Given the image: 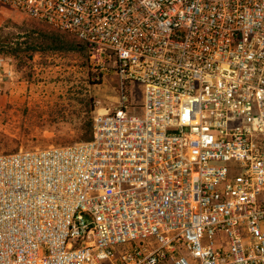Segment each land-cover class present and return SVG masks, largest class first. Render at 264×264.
Listing matches in <instances>:
<instances>
[{"label":"built area","instance_id":"obj_1","mask_svg":"<svg viewBox=\"0 0 264 264\" xmlns=\"http://www.w3.org/2000/svg\"><path fill=\"white\" fill-rule=\"evenodd\" d=\"M0 3L120 80L91 139L0 152V264H264V0Z\"/></svg>","mask_w":264,"mask_h":264},{"label":"rangeland","instance_id":"obj_2","mask_svg":"<svg viewBox=\"0 0 264 264\" xmlns=\"http://www.w3.org/2000/svg\"><path fill=\"white\" fill-rule=\"evenodd\" d=\"M0 29H24L34 41L55 30L1 3ZM62 33L76 39L71 33ZM0 57L5 59L4 72L11 71L0 78V152L73 144L79 140V128L88 115L85 101L94 99V119L97 113L113 109L120 97L116 74H104L100 83L90 85V73L101 70L81 55L38 53L29 58L21 53ZM131 104L132 114L144 116L139 85L132 88Z\"/></svg>","mask_w":264,"mask_h":264},{"label":"trees","instance_id":"obj_3","mask_svg":"<svg viewBox=\"0 0 264 264\" xmlns=\"http://www.w3.org/2000/svg\"><path fill=\"white\" fill-rule=\"evenodd\" d=\"M41 22L45 23L55 30L52 31L45 39L39 41H34L33 39H31V36L27 35L26 31H23L24 29L17 32L14 30H9L6 32L3 29H0V54L19 56L21 53H27L29 54V58H33L38 53H60L64 55L77 54L90 60L89 45L85 41L79 39L74 34L73 35L76 37V39H68L62 33L67 31L59 30L46 22ZM101 80L102 73H90V79L88 82L90 83V85H95L100 83ZM85 102L88 115L85 117V119H83L82 125L79 128L82 132L78 141L89 140L92 138L93 134L94 119L91 114L95 109V101L93 98H90Z\"/></svg>","mask_w":264,"mask_h":264}]
</instances>
